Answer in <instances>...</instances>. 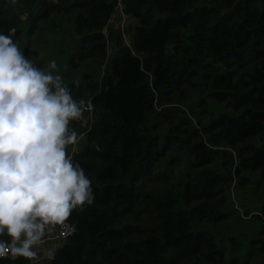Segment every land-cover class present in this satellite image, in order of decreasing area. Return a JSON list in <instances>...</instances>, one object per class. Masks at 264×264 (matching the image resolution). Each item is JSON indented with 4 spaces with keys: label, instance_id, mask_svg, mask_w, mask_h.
I'll return each instance as SVG.
<instances>
[{
    "label": "trees",
    "instance_id": "16d2710c",
    "mask_svg": "<svg viewBox=\"0 0 264 264\" xmlns=\"http://www.w3.org/2000/svg\"><path fill=\"white\" fill-rule=\"evenodd\" d=\"M59 1L0 0V34L14 41L25 23L32 32L34 24L65 12L73 14L76 29L90 33L83 39L89 46H81L87 56L96 51L106 56L108 39L118 52L100 90L89 87L95 91L93 121L72 157L84 168L95 199L72 212L68 221L76 232L50 264H236L240 247L249 244L231 242L235 254L226 261L204 224L207 200L219 184L213 169L202 170L181 193L145 191L144 186L158 176L167 152L185 148L196 155L198 167L226 156L225 148H236V174L259 171L264 178V0ZM120 2L126 19L136 21L124 32L121 25L110 26ZM125 30L130 46L124 43ZM23 53L28 57V44ZM70 62L76 65V57ZM194 84L207 88L206 106L208 100L227 103L238 116L212 112L209 124L200 128L207 141L192 142L199 128L183 138L188 131L174 127L158 147L157 123L151 120L161 115L157 95ZM67 86L72 93L82 87L76 81ZM193 202L199 204L191 207ZM256 216L264 217V207ZM0 264L30 260L15 257Z\"/></svg>",
    "mask_w": 264,
    "mask_h": 264
},
{
    "label": "clouds",
    "instance_id": "9594fccd",
    "mask_svg": "<svg viewBox=\"0 0 264 264\" xmlns=\"http://www.w3.org/2000/svg\"><path fill=\"white\" fill-rule=\"evenodd\" d=\"M47 69L0 34V236L10 238L0 239V258H35L46 226L64 224L95 199L84 168L68 154L78 143L69 125L82 108L53 74L56 60Z\"/></svg>",
    "mask_w": 264,
    "mask_h": 264
},
{
    "label": "rangeland",
    "instance_id": "374dc122",
    "mask_svg": "<svg viewBox=\"0 0 264 264\" xmlns=\"http://www.w3.org/2000/svg\"><path fill=\"white\" fill-rule=\"evenodd\" d=\"M52 1L60 2L59 0ZM72 15L65 12L50 15L42 22L34 24L32 32H29L30 23L27 22L23 26L22 34L14 40V43L19 46L21 52L28 44V58L38 68L47 71L48 63L51 60H56L60 71L59 73H53L54 75H61L65 84L72 81L81 83L80 92L78 90L72 93L73 98L81 106L83 101L91 100V96L95 92L89 88L90 86L96 85V91L100 90V84L103 83V78L107 74L110 62L117 54L118 48L108 39L106 40V56H103L99 51H96L94 57L87 56L88 49L81 50V46H89V43L83 42V39L89 36L90 33L84 28L76 29ZM27 18L26 15L23 16L25 22ZM122 20V14L116 11L110 21V26L116 29ZM130 25L135 26L136 21L127 18L124 27L127 29ZM105 32L108 35V32ZM124 43L127 46L131 45L128 30L127 32L125 30ZM80 55L84 56L81 57ZM73 56L76 57V65L70 62ZM85 75H89L88 79L84 78ZM78 92L82 93V97H76ZM206 93L207 88L200 84H194L183 86L174 94L167 95L163 92L161 95H157L159 103H161V106H158V112L161 115L159 117L154 115L151 120L157 123L154 131L157 135L158 147H161L171 128L178 127L182 131L187 130L188 132L182 134L183 138L190 136L196 128H199L200 131V128L209 124L213 116L212 112L215 115L238 116V113H234L227 106V103L208 100L206 106L202 102L204 99L207 100ZM81 108L82 119L85 120L87 114L84 107ZM81 121L80 125L84 124ZM73 125L76 126L77 123L72 121L69 130L70 128L73 130ZM81 129L83 134L85 126ZM80 136L82 135L80 134L78 139ZM191 137L192 142L207 141V137L202 133L200 136L193 134ZM83 142L80 141V145L77 143L73 148L78 151ZM224 150L228 151L226 156L221 154L216 158L214 164L201 167L195 166L196 155L189 153L187 148L181 152H167L156 170L158 176L151 181H147L144 190L181 193L185 185L193 181L202 170L213 169L220 177L214 195L207 200L205 211L207 213V223H204L207 226V233L214 238L217 247L224 252L226 261H229L235 254L231 242L242 240L243 243H248L249 246L248 249H246V246L240 247L241 252L236 264H264V254L261 250L264 247V217L256 216L258 213H262L264 207V178L260 177L259 171H247L241 177L237 175L235 172L237 149L225 148ZM242 177L247 180L243 181ZM198 204L193 202L191 207ZM191 207H188V209ZM251 242L254 243L253 246H250ZM55 244V242L44 243L42 253L46 255L47 251ZM49 259L46 258L40 264H50Z\"/></svg>",
    "mask_w": 264,
    "mask_h": 264
},
{
    "label": "built area",
    "instance_id": "2783aa9c",
    "mask_svg": "<svg viewBox=\"0 0 264 264\" xmlns=\"http://www.w3.org/2000/svg\"><path fill=\"white\" fill-rule=\"evenodd\" d=\"M116 11L120 12L123 16V20L121 21V29L124 32L125 29V23H126V15L123 12V4L120 2L118 4V7ZM84 107L85 112L87 113L89 117V121L87 122L92 123L93 119V113L95 109V105L93 104L92 100L89 101H83L82 105ZM84 136L80 137L78 139V142L83 138ZM76 232L75 226L71 224L68 220L64 222L62 225H55V226H46L45 229V234L41 238L40 242L37 245H40L42 243H48V242H55L56 244L46 253V257L52 259L54 256V253L57 251L58 248H60L68 239H70ZM49 253H51V256H49ZM9 258H15L12 257L11 255L5 257V258H0V260H5ZM37 260L36 259H31L30 264H36Z\"/></svg>",
    "mask_w": 264,
    "mask_h": 264
},
{
    "label": "crops",
    "instance_id": "0c3cea01",
    "mask_svg": "<svg viewBox=\"0 0 264 264\" xmlns=\"http://www.w3.org/2000/svg\"><path fill=\"white\" fill-rule=\"evenodd\" d=\"M82 107V106H81ZM85 111V110H84ZM86 113V112H85ZM87 114V113H86ZM83 117H81L80 118V121L81 120H83L82 119ZM87 120H88V115H87V117H86V119L85 120H83V121H81V122H84V124H81L80 125V121L79 120H75V123H77V125L75 126V125H73V130L74 131H76L77 132V130H79L78 131V133H77V135L79 136L80 134L83 136V134L81 133L82 132V129H81V127H83V126H85L86 127V125H87ZM70 130H72L71 128H70ZM82 136H80V137H82ZM79 137V138H80ZM79 143V142H78ZM77 145V144H76ZM76 145H72V146H69V148H68V154H69V157L70 158H72L74 155H75V153L77 152L76 151V149H74L73 148V146H76ZM73 149H74V151H73ZM46 247V246H45ZM44 248V243H42V244H40V245H36L35 247H34V251L36 252V256H35V258L34 259H36L37 260V263L36 264H40L42 261H44L47 257L45 256V254H43L42 253V249ZM48 252V251H47ZM52 260V259H51ZM50 259H49V261H51Z\"/></svg>",
    "mask_w": 264,
    "mask_h": 264
}]
</instances>
